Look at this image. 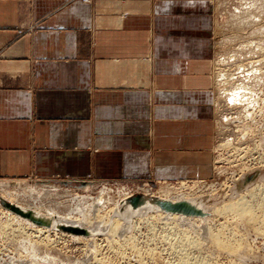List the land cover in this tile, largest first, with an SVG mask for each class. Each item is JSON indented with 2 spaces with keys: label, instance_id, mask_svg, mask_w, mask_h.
Here are the masks:
<instances>
[{
  "label": "crops",
  "instance_id": "crops-1",
  "mask_svg": "<svg viewBox=\"0 0 264 264\" xmlns=\"http://www.w3.org/2000/svg\"><path fill=\"white\" fill-rule=\"evenodd\" d=\"M208 1L0 0V181L205 179Z\"/></svg>",
  "mask_w": 264,
  "mask_h": 264
},
{
  "label": "rangeland",
  "instance_id": "rangeland-1",
  "mask_svg": "<svg viewBox=\"0 0 264 264\" xmlns=\"http://www.w3.org/2000/svg\"><path fill=\"white\" fill-rule=\"evenodd\" d=\"M208 2L214 48L211 164L205 179L196 183L193 179L153 178L138 182L0 181V198L40 207L44 212L49 209L59 216L74 210V216L80 200L84 198L81 205L87 206L107 193L108 197L103 194L104 204L102 201L92 215L105 218L125 196L157 198L159 191L167 188L172 196L178 192L187 198L214 195L217 200L209 205L213 208L227 200L225 194L234 186L233 179L248 175L252 181L259 170L264 172V0ZM257 182L261 187L245 197L254 209L252 219L234 209L210 211L206 224L210 230L205 236L190 230L184 236L161 221L139 222L134 218L131 230L125 232L127 237H113L107 228L87 240V236L60 229L38 232L26 222L16 221L0 204V264H264V179L252 184ZM189 238H195L197 244L190 245Z\"/></svg>",
  "mask_w": 264,
  "mask_h": 264
},
{
  "label": "bare ground",
  "instance_id": "bare-ground-1",
  "mask_svg": "<svg viewBox=\"0 0 264 264\" xmlns=\"http://www.w3.org/2000/svg\"><path fill=\"white\" fill-rule=\"evenodd\" d=\"M262 142L264 144V136L262 137ZM259 171L257 172L258 174L255 176L257 177V179L253 177L252 181H250L248 175H244L240 179L238 178L233 179L232 184H234V186L232 188L231 186L228 187V192L225 194L226 196H228L227 200L219 204V207H217L218 205H213L214 206L213 208H210L209 205L211 202H213L212 201L213 199H216L214 198L215 197L214 195H210L209 198L203 195H196L187 198L185 194L178 192V195L172 196V192H170L169 189L167 190V188H165L166 189L165 191L164 190L159 191L160 193L158 194L157 198L148 197V196L143 197L142 194L136 195L133 198H131V196H125L122 200H120L115 204V207L113 209H109V211L106 212L107 216L105 218L102 215H101L102 217L97 216L96 215L97 213L95 214L97 217L92 218V215L95 208L99 206L102 203V201L103 203L101 205L104 204V200L106 201V198L104 199L103 194H105L104 196L108 197V195H106L107 193H102V195L98 197L97 201H92L90 204L88 203L89 205L87 206H85L84 204H83L84 206L81 205V203H83L81 201L84 200V198L82 200L78 199L80 201L76 204L77 210L75 212L76 215L74 216L72 215V213H74L73 212L74 210L72 211V213L68 214L67 216H59L56 213H54L55 211L49 209L48 211L45 209L47 212H44L43 211L44 209L42 210L40 207H35V206L29 207L23 205L21 206L19 203L16 202L13 203L10 200L6 201L5 199L2 198H0V204L2 202H6L12 204L13 206L18 207L24 212L30 211L37 217H41L43 219L49 220L50 221L49 226H38L30 222L29 220L15 214L14 212H11L7 208V213L11 217H14L16 221L17 220L24 221L32 228H36L38 232L39 231L50 232V230H54V229L57 230L59 229V227H62L65 228V230L62 229V231L70 232L74 234L72 231H69L68 229H81L85 231L86 234L80 233L76 235L87 236L88 237L87 240H92L93 238L96 237L98 233L107 230V228H109V232L111 233L110 235H113V237L114 235L127 237V235H125V232L130 228H132L130 227L131 220H133L134 218H136V220H138L139 222H144L153 219L156 222L161 221L165 226H168L172 229H177L184 236H188L187 230H190L195 234L197 233L198 235L205 236L206 233L210 230V228H206V224L210 220L209 218H211L210 211L220 212V209L222 208L223 209L225 208L226 210L234 209L238 211L240 215H244L247 218V220L252 219V212L254 209L250 205V201L246 200L245 197L247 194H250V190H252L253 188L261 187L262 185L261 182H257L254 185L252 184L253 182H256V180L258 179H264V172H262L261 170ZM33 190L35 191V189H31V192ZM145 192H148L147 188ZM132 200H135L137 203L139 202V204L136 203L135 206H131L130 202ZM176 204H182L185 207L190 208V210L194 211V213H185L183 211L179 212V211L167 210L166 207ZM191 215H197L199 217L197 216L190 217ZM187 242L190 243V245L196 243L195 238L194 239L189 238Z\"/></svg>",
  "mask_w": 264,
  "mask_h": 264
},
{
  "label": "water",
  "instance_id": "water-1",
  "mask_svg": "<svg viewBox=\"0 0 264 264\" xmlns=\"http://www.w3.org/2000/svg\"><path fill=\"white\" fill-rule=\"evenodd\" d=\"M135 200H132V205H136V201L134 202ZM2 206L4 208H8L11 212H14L15 214L29 220L30 222H32L33 224L35 225H38V226H49L50 224V221L47 220V219H43L41 217H37L35 216L32 212L30 211H22L21 209H19L18 207L16 206H13L12 204H9V203H6V202H2L1 203ZM167 210H172V211H183L185 213H194V211L190 210V208L188 207H185L184 205L182 204H176V205H172V206H168L166 207ZM59 229H63L65 230V228H62V227H59ZM69 231H72L74 234H86L85 231L81 230V229H68Z\"/></svg>",
  "mask_w": 264,
  "mask_h": 264
},
{
  "label": "built area",
  "instance_id": "built-area-1",
  "mask_svg": "<svg viewBox=\"0 0 264 264\" xmlns=\"http://www.w3.org/2000/svg\"><path fill=\"white\" fill-rule=\"evenodd\" d=\"M84 2H89V0H83Z\"/></svg>",
  "mask_w": 264,
  "mask_h": 264
}]
</instances>
